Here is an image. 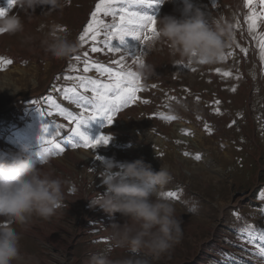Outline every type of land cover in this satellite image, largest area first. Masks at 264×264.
I'll list each match as a JSON object with an SVG mask.
<instances>
[{
    "label": "rangeland",
    "instance_id": "374dc122",
    "mask_svg": "<svg viewBox=\"0 0 264 264\" xmlns=\"http://www.w3.org/2000/svg\"><path fill=\"white\" fill-rule=\"evenodd\" d=\"M97 2L62 0V9L49 13L47 6L32 12L15 0L7 11L20 17L24 29L15 35L0 34V57L12 60L0 70V78L8 83L7 90L0 89V159L11 161L18 156L32 159L43 171L63 181L64 193L61 207L50 218L33 216L24 225H12L20 233L19 245L23 251L46 256L47 261L42 264H89L94 254L114 262L140 257L148 264H262L255 255V245L243 243L238 235L245 224L264 228L261 202L257 199L264 190V66L256 42L247 34L243 23L248 13L244 0H216L215 6L212 0H163L142 9L132 6V10H141L156 19L165 15L183 18L199 10L210 27L230 26L231 41L224 54L234 55L212 65L191 63L185 67L188 62L174 56L166 41L156 43L151 49L147 44L153 40L140 43L129 37L125 45L113 41L126 51L124 63L133 71L138 72L140 64L134 65L127 53L135 55L143 50L142 63L152 66L155 63L154 74L141 78L144 90L138 93L141 100L150 103L138 101L121 109L111 126L105 127L102 118L81 126L92 139L101 133L110 135L112 139L107 146L96 150L65 146L63 153L55 155L49 151L51 140L64 146L69 139L78 143L80 138L70 131L68 121L46 98L51 96L61 109L76 115L80 109L62 92L55 91L75 86V81L63 77L86 75L104 79L94 70L84 73L83 64L73 59L76 55L83 58L84 51L90 52L89 44L81 46L79 34ZM186 5H191L190 11H186ZM6 7L7 0H0V8ZM256 11H260L258 2ZM31 14L36 15L35 22L30 19ZM104 19L108 24L113 22L110 16ZM237 19L241 22L239 29L235 27ZM53 27L79 43L77 52L67 59H52L43 50L41 41ZM259 30L264 31V23ZM233 36L236 43L248 48L246 56L236 48ZM120 55L90 52L92 60L112 67L115 66L110 64L111 59H119ZM70 65H75L77 71ZM217 68L230 70L233 76L222 79L215 71ZM236 76L240 79H234ZM233 85L237 86L235 93L229 90ZM13 89H17V94L11 96ZM214 100L221 101L218 106L221 115L213 110ZM177 101L187 103L191 109L181 112V119L164 123L155 115L158 112L170 115ZM48 112L52 115H47ZM233 121L235 124L229 127ZM48 122L63 128L58 136H46L42 141V124ZM205 122L212 129L211 134L204 130ZM181 129L189 130L192 135L181 134ZM185 152L191 155L185 156ZM197 154L201 159L194 158ZM97 156L102 159L97 160ZM137 159L150 165L154 172L163 165L172 175L171 182L161 192L165 200L174 204L182 231L178 238L174 234L172 246L158 257L144 249L132 253L128 246H115L110 239V225L123 223L120 214L110 216L98 207H88V199L106 191L102 184L105 162H112L116 165L114 171H119L120 164ZM167 192H176L177 198L167 197ZM76 198L77 205L73 206L71 200ZM234 213H239L242 219L237 220ZM32 221H36L33 230L37 235L30 232L24 235L22 228ZM0 224H7V218L0 217ZM23 251H20L22 256Z\"/></svg>",
    "mask_w": 264,
    "mask_h": 264
},
{
    "label": "clouds",
    "instance_id": "9594fccd",
    "mask_svg": "<svg viewBox=\"0 0 264 264\" xmlns=\"http://www.w3.org/2000/svg\"><path fill=\"white\" fill-rule=\"evenodd\" d=\"M17 4L32 12L40 6H47L49 13L63 7L62 0H17ZM185 9L190 11L191 5H186ZM23 29L18 15L0 16V34L15 35ZM156 29L158 36L147 44L149 49L166 41L174 56L191 63H216L231 41L229 25L217 24L212 28L199 10L183 18L165 15L156 19ZM41 44L45 53L55 60L67 59L79 48L78 41L68 39L56 27ZM154 71V66L142 63L138 74L147 79ZM190 110L187 103L177 101L170 115L179 120L181 112ZM115 167L112 162L104 163L102 184L106 191L88 199V207H98L110 216L120 214L123 223L110 225V239L115 246H128L132 253L144 249L158 257L172 246L174 234L178 238L182 231L174 204L165 200L161 192L171 182L172 175L163 165L159 171H152L141 159L120 164L119 171H114ZM62 185L60 178H53L26 156L11 161L0 159V217L7 218V224H0V264H14L22 257L21 236L12 225H24L33 216L50 218L61 207ZM89 264H148V261L129 257L114 262L104 255L94 254Z\"/></svg>",
    "mask_w": 264,
    "mask_h": 264
},
{
    "label": "snow or ice",
    "instance_id": "6c2138e0",
    "mask_svg": "<svg viewBox=\"0 0 264 264\" xmlns=\"http://www.w3.org/2000/svg\"><path fill=\"white\" fill-rule=\"evenodd\" d=\"M258 2L260 11H256V3ZM163 3V0H98L95 4L94 11L91 12V18L88 20L86 26L79 34V42L81 46L85 44L90 45L91 53L107 52L110 54L120 53L119 59H111L110 64L115 67L108 66L106 64L94 61L90 57L89 51H84L83 58L80 55H76L73 59L83 64V72L89 73L93 70L104 79L92 78L86 75H67L63 79L66 81H75L76 84L73 87H66L61 89H55V91L62 92L66 99H70L77 108L80 109L79 113L74 115L71 112L61 109L59 105L55 103L51 96L47 97V102L50 106H54L59 114L68 121V127L70 131L80 138V142H73L69 139L62 146L61 143L51 140V147L49 151L52 154L59 155L65 150V146L71 148H90L93 150L98 149L100 146H107L112 137L101 133L92 139L82 130V125H87L89 121H95L97 119H103L105 121V127L111 126L114 122L116 113L121 109L127 108L130 104L136 102H142L144 104L150 103L148 100H141L138 93L144 90L141 78L138 72L133 71L131 67L127 66L125 61L124 51L120 46L113 43L118 41L119 45L126 44V38L139 41L143 43L145 41L154 40L158 36L156 29V17L149 15L141 10H132V6H138L140 9L143 7H151L154 4ZM216 0H212V6H215ZM15 4V0H7V7L0 8V16L6 15L8 9ZM244 7L248 9V13L243 18V23L247 26V34L252 40L256 42L259 49V60L262 66H264V31L259 30L261 23H264V0H244ZM111 17L112 23L105 22L104 17ZM236 28H241V22L237 19ZM233 43L240 53L245 56L248 53V48L242 47L239 43H236L235 36L232 37ZM143 50L139 54L131 56L133 64H142L141 55ZM233 52L223 54L222 59H228L233 56ZM12 63L11 59L0 57V70ZM201 64H203L201 62ZM191 62H188L185 67H189ZM73 71H77L75 65H70ZM192 71H195L193 68ZM217 74L222 79L232 77L233 73L228 71H222L221 69H215ZM264 72V67H262ZM235 79H240L236 76ZM152 87H156L153 85ZM80 89V90H78ZM231 92L237 91V86L233 85L230 89ZM86 93H90L87 95ZM197 102L200 100L199 95L196 96ZM221 101L214 100L213 104L216 107L213 109L217 115H221V110L218 107ZM167 107V105H165ZM44 115V113H41ZM47 115L51 116L52 113L48 112ZM157 115L164 123H171L176 120L174 116L165 115L162 112H158ZM238 116L242 115L240 113ZM200 119V117H197ZM235 124H229V127ZM63 128V125L54 124L51 122L42 124V135L40 139L43 141L47 137H55L59 135V130ZM51 129V131H50ZM204 130L211 134L212 129L209 124L205 122ZM264 131V128H262ZM181 134L192 135L187 129H181ZM177 144L181 141H176ZM185 156L191 155L188 152L184 153ZM196 160L201 159L197 154L194 157ZM102 157L97 156V160H101ZM44 162L43 159L40 160ZM165 195L169 198H177L176 192H167ZM257 199L261 202L260 212L264 215V190L258 193ZM237 220L242 219L239 213H234ZM241 241L249 245H255V255L260 258L262 264H264V243H257V241L264 242V228H258L252 224H245L244 227L238 230Z\"/></svg>",
    "mask_w": 264,
    "mask_h": 264
},
{
    "label": "bare ground",
    "instance_id": "6f19581e",
    "mask_svg": "<svg viewBox=\"0 0 264 264\" xmlns=\"http://www.w3.org/2000/svg\"><path fill=\"white\" fill-rule=\"evenodd\" d=\"M241 2V1H240ZM8 14V13H7ZM6 14V15H7ZM32 21H34L35 22V20H36V15L35 14H31V18H30ZM5 35V34H4ZM3 35V36H4ZM1 37V36H0ZM7 37V36H6ZM5 37V38H6ZM10 37V36H9ZM3 40H5V39H3ZM3 42V41H2ZM0 43H1V41H0ZM11 43V42H10ZM3 45V44H2ZM8 45V44H7ZM7 45H5V46H7ZM3 47V46H2ZM88 49V48H87ZM11 50V49H10ZM12 51V50H11ZM9 55V54H8ZM15 55V54H14ZM3 56V55H2ZM15 58V57H14ZM13 59V58H12ZM238 60V59H237ZM236 64V63H235ZM128 65V64H127ZM208 65V64H207ZM212 65V64H211ZM154 66H155V63H154ZM195 66V65H194ZM199 66V65H198ZM226 67V66H225ZM196 68V67H195ZM210 68H212V67H210ZM198 69H200V68H198ZM139 70V69H138ZM137 71V70H136ZM198 71V70H197ZM204 71V70H203ZM11 73V72H10ZM28 73V72H27ZM49 73V72H48ZM195 78V77H194ZM193 78V79H194ZM8 79V78H7ZM234 79H235V77H234ZM177 80V79H176ZM208 84H209V82H208ZM13 85V84H12ZM7 88H8V83L7 82H3V80H2V78H0V89L1 90H7ZM17 94V89H13V92H12V94H11V96H14V95H16ZM5 98V97H4ZM11 99V98H10ZM181 125V123L180 124H178V126H180ZM176 127V126H175ZM87 158H89V159H91V157H87ZM239 173V172H238ZM214 180V179H213ZM218 184V183H217ZM218 187V186H217ZM208 193V192H207ZM77 200H78V198H76V199H74V200H71L72 201V204H73V206H76L77 205ZM220 204V203H219ZM224 213V212H223ZM35 223H36V221H32V223L31 224H29L27 227H23L22 228V232H23V234L25 235L27 232H30L31 234H36L35 232H34V230H33V227H34V225H35ZM47 223L45 222L44 223V225H46ZM101 224H103V223H101ZM42 228V227H41ZM43 230V229H42ZM44 232V231H43ZM108 232V231H107ZM39 233V232H38ZM50 233V232H49ZM37 235V234H36ZM46 237V236H45ZM48 238H49V241L48 242H50V234L47 236ZM37 238L39 239V241H41V242H43L44 240L42 239V237H40L39 235L37 236ZM44 238V237H43ZM47 242V241H46ZM20 246V245H19ZM20 251H23V249H22V247L20 246ZM23 254H24V256H22L21 257V259L19 260V261H17L16 263L17 264H42V262H46L47 261V258H46V256L45 257H42V256H40L39 254H31V252H28V251H26V250H24L23 251Z\"/></svg>",
    "mask_w": 264,
    "mask_h": 264
}]
</instances>
